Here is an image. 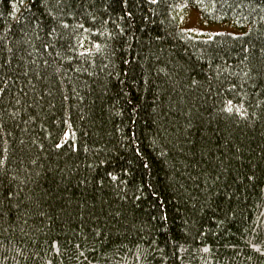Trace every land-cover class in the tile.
I'll return each instance as SVG.
<instances>
[{"label":"trees","instance_id":"1","mask_svg":"<svg viewBox=\"0 0 264 264\" xmlns=\"http://www.w3.org/2000/svg\"><path fill=\"white\" fill-rule=\"evenodd\" d=\"M0 264H264V0H0Z\"/></svg>","mask_w":264,"mask_h":264},{"label":"rangeland","instance_id":"2","mask_svg":"<svg viewBox=\"0 0 264 264\" xmlns=\"http://www.w3.org/2000/svg\"><path fill=\"white\" fill-rule=\"evenodd\" d=\"M179 17L182 19V22L179 21L180 25L184 29L197 35L211 36L213 34L222 32L236 33L239 30L236 26L228 22H209L205 20L196 9L193 8H190L188 11H184V13L182 12V14L180 13Z\"/></svg>","mask_w":264,"mask_h":264},{"label":"bare ground","instance_id":"3","mask_svg":"<svg viewBox=\"0 0 264 264\" xmlns=\"http://www.w3.org/2000/svg\"><path fill=\"white\" fill-rule=\"evenodd\" d=\"M178 20L182 22V19H181L180 17H178ZM183 24H184V23H183ZM183 24H182V25H183ZM184 25H185V24H184ZM180 26H181V25H180ZM181 27H182V26H181ZM182 28H183V27H182ZM183 29H184V28H183ZM185 30H186V29H185ZM193 34H194V33H193ZM194 35H195V36H199V35H197V34H194Z\"/></svg>","mask_w":264,"mask_h":264}]
</instances>
